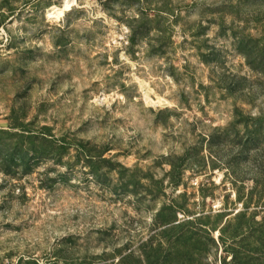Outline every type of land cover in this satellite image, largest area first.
<instances>
[{"label": "rangeland", "instance_id": "1", "mask_svg": "<svg viewBox=\"0 0 264 264\" xmlns=\"http://www.w3.org/2000/svg\"><path fill=\"white\" fill-rule=\"evenodd\" d=\"M263 217L264 0H0V264H264Z\"/></svg>", "mask_w": 264, "mask_h": 264}, {"label": "trees", "instance_id": "2", "mask_svg": "<svg viewBox=\"0 0 264 264\" xmlns=\"http://www.w3.org/2000/svg\"><path fill=\"white\" fill-rule=\"evenodd\" d=\"M45 142H47V139H45ZM69 146V144H67L66 141L64 142H59L57 145H56V150H55V156L54 157H59L57 159H60L62 157V155L65 153L67 147ZM232 220H258L257 217L255 215H250L248 216V211L245 209V210H240L238 211L235 216L233 218H227L224 225L220 228V232H221V236H223L224 234H226L227 232L230 233L231 235L234 234V232H236L235 230H231V224H232ZM261 220H264V217L261 219ZM200 223L203 224L204 227H206L208 224L207 222L203 221V220H200ZM189 226L193 224V221H189L188 222ZM241 224H245L243 221L241 222ZM206 229V228H205ZM188 233H192V230H190V228L188 230H184V229H180L178 231V235L181 237L185 234H188ZM259 238L260 239H264V230L263 231H259ZM261 235H263L261 237Z\"/></svg>", "mask_w": 264, "mask_h": 264}, {"label": "bare ground", "instance_id": "3", "mask_svg": "<svg viewBox=\"0 0 264 264\" xmlns=\"http://www.w3.org/2000/svg\"><path fill=\"white\" fill-rule=\"evenodd\" d=\"M74 1L75 0H66V6L69 7L72 3H74ZM59 13L60 11L56 7L52 8L50 12L51 15H57Z\"/></svg>", "mask_w": 264, "mask_h": 264}]
</instances>
